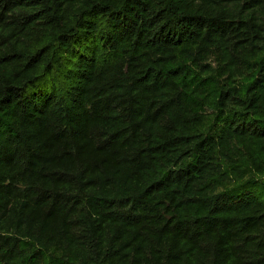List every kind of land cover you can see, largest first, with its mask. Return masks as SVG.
Listing matches in <instances>:
<instances>
[{
  "label": "trees",
  "instance_id": "1",
  "mask_svg": "<svg viewBox=\"0 0 264 264\" xmlns=\"http://www.w3.org/2000/svg\"><path fill=\"white\" fill-rule=\"evenodd\" d=\"M0 264H264V0H0Z\"/></svg>",
  "mask_w": 264,
  "mask_h": 264
}]
</instances>
